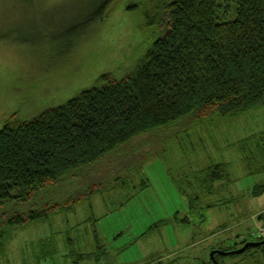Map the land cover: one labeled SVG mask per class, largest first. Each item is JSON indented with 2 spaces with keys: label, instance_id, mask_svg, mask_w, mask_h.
I'll return each mask as SVG.
<instances>
[{
  "label": "rangeland",
  "instance_id": "obj_1",
  "mask_svg": "<svg viewBox=\"0 0 264 264\" xmlns=\"http://www.w3.org/2000/svg\"><path fill=\"white\" fill-rule=\"evenodd\" d=\"M94 1L0 0V129L12 114L29 119L64 103L101 73H126L156 38L146 11L160 0H117L102 21L74 32ZM184 123L139 137L142 156L139 142L121 149L122 178L104 180L114 189L43 221L0 226V264H263L258 245L240 249L264 237V191L251 196L264 167L250 171L239 148H255L249 137L264 129V107L196 128ZM139 158L142 168H130ZM216 164L220 178L212 181L207 171ZM58 194L50 186L3 212L24 213Z\"/></svg>",
  "mask_w": 264,
  "mask_h": 264
},
{
  "label": "trees",
  "instance_id": "obj_2",
  "mask_svg": "<svg viewBox=\"0 0 264 264\" xmlns=\"http://www.w3.org/2000/svg\"><path fill=\"white\" fill-rule=\"evenodd\" d=\"M116 2L90 3L85 8L89 13L75 23L74 32L102 21ZM146 16L156 38L126 73H101L58 106L29 119L12 114L4 121L0 226L11 229L43 221L114 189L106 188L105 182L122 178L125 166L117 162V153L141 143L138 139L146 132L158 137L162 127L169 126L173 133L180 120H187L182 128H196L192 123L234 118L264 107V0H160ZM81 36L82 29L75 40ZM250 136L255 148L242 141L239 150L248 169L256 172L264 167V129ZM144 143L134 149L139 156ZM147 151L145 159L153 154ZM142 160L135 159L130 168H142ZM219 168L216 164L213 172L206 170L212 181L220 178ZM75 179L87 186H75ZM50 186L59 192L52 203L24 213L3 212L8 205L33 200ZM263 191L264 183L251 196ZM3 238L0 230V250L6 243ZM258 246L264 264V242Z\"/></svg>",
  "mask_w": 264,
  "mask_h": 264
},
{
  "label": "water",
  "instance_id": "obj_3",
  "mask_svg": "<svg viewBox=\"0 0 264 264\" xmlns=\"http://www.w3.org/2000/svg\"><path fill=\"white\" fill-rule=\"evenodd\" d=\"M264 242V239L263 240H261V241H259V242H256V243H246L245 245H244V247L242 248V249H240V251H242L247 245H250V244H253V245H259V244H261V243H263ZM240 251H238V252H240ZM211 256L213 257V254L211 253ZM214 260V262L216 263V261H215V259H213Z\"/></svg>",
  "mask_w": 264,
  "mask_h": 264
}]
</instances>
